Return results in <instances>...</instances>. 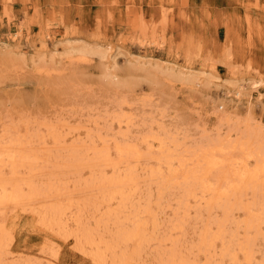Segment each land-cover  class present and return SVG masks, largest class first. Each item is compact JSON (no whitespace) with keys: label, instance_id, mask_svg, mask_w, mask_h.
I'll use <instances>...</instances> for the list:
<instances>
[{"label":"bare ground","instance_id":"6f19581e","mask_svg":"<svg viewBox=\"0 0 264 264\" xmlns=\"http://www.w3.org/2000/svg\"><path fill=\"white\" fill-rule=\"evenodd\" d=\"M106 76L108 86L130 85ZM233 93L245 96L242 85ZM126 101L74 126L62 115L5 116L0 264H59L62 248L92 264H264V128L191 139L156 116L135 127ZM20 221L38 234L36 259L13 246Z\"/></svg>","mask_w":264,"mask_h":264},{"label":"rangeland","instance_id":"374dc122","mask_svg":"<svg viewBox=\"0 0 264 264\" xmlns=\"http://www.w3.org/2000/svg\"><path fill=\"white\" fill-rule=\"evenodd\" d=\"M123 98L135 127L156 116L191 139L264 128V0H0V130L8 114L103 121ZM37 235L20 221L12 245L36 259ZM72 252L59 264H92Z\"/></svg>","mask_w":264,"mask_h":264}]
</instances>
